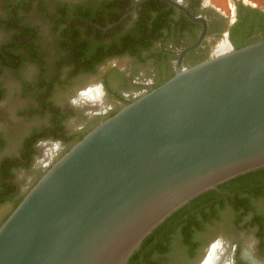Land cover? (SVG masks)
Masks as SVG:
<instances>
[{
  "label": "flooded vegetation",
  "instance_id": "1",
  "mask_svg": "<svg viewBox=\"0 0 264 264\" xmlns=\"http://www.w3.org/2000/svg\"><path fill=\"white\" fill-rule=\"evenodd\" d=\"M139 1L0 0V226L73 145L171 78L179 53L204 31L165 0L135 6ZM173 1L207 24L182 69L211 58L217 46L236 49L264 39V0H228L225 10L215 4L220 0ZM90 89L100 97H89ZM238 178L176 211L128 264H201L216 230L233 218L228 204L244 201L225 189ZM236 189L246 188L238 183ZM260 200L234 216L252 223L237 228L254 232L253 246L221 239L229 264H264Z\"/></svg>",
  "mask_w": 264,
  "mask_h": 264
},
{
  "label": "water",
  "instance_id": "2",
  "mask_svg": "<svg viewBox=\"0 0 264 264\" xmlns=\"http://www.w3.org/2000/svg\"><path fill=\"white\" fill-rule=\"evenodd\" d=\"M165 1L203 33L171 78L97 125L28 191L0 226V264H128L180 208L264 169V39L182 69L207 24Z\"/></svg>",
  "mask_w": 264,
  "mask_h": 264
},
{
  "label": "trees",
  "instance_id": "3",
  "mask_svg": "<svg viewBox=\"0 0 264 264\" xmlns=\"http://www.w3.org/2000/svg\"><path fill=\"white\" fill-rule=\"evenodd\" d=\"M234 181H236V184L229 185L225 189L229 190L232 193H234L233 199H240V200L244 199V201H243L242 204L241 203H238V204L236 203L234 205V208L231 206V204H228V206L231 208V210H232V212H233V214L235 216H237V215L239 216V214H240L239 211H241V215L243 216L250 209H252V207H250L252 205V204H250V200H253L255 197H258V199H261L262 201H264V169L258 170V172H256V173H251V174H248V175L240 176L238 179H236ZM238 183H240V185L244 184L246 189L244 191H241V189L240 190L236 189V185ZM242 192H244V193H242ZM178 214L176 212V214L174 216H176ZM218 214L221 215L220 211L218 212ZM174 216H172V218ZM172 218H170V219H172ZM241 221H242L241 217L237 218V225L243 227L244 226L243 225L244 222H241ZM251 225H252V223H248L246 226L250 227ZM161 228L162 227L156 229L155 232H154V235H155L156 232L160 231ZM152 235H149L150 238H151Z\"/></svg>",
  "mask_w": 264,
  "mask_h": 264
},
{
  "label": "rangeland",
  "instance_id": "4",
  "mask_svg": "<svg viewBox=\"0 0 264 264\" xmlns=\"http://www.w3.org/2000/svg\"><path fill=\"white\" fill-rule=\"evenodd\" d=\"M251 2H257V0H249ZM228 0H220L215 2V4L218 5V7L222 8V10H225L227 8ZM232 5L233 2L231 1ZM223 46H217L215 50V55L219 53L222 50ZM214 56V55H213ZM212 56V57H213ZM121 64H124L122 62ZM94 81V80H93ZM92 80H89L87 84H94ZM86 84V85H87ZM233 218L229 221V223L223 227H220L216 230L215 235L213 237V243L218 240H223L226 245L234 244V243H240L243 247H251L254 244V232L252 230H246V231H240L237 228V219H234L233 212L231 213ZM248 223H243V227H245ZM250 228V227H248Z\"/></svg>",
  "mask_w": 264,
  "mask_h": 264
},
{
  "label": "bare ground",
  "instance_id": "5",
  "mask_svg": "<svg viewBox=\"0 0 264 264\" xmlns=\"http://www.w3.org/2000/svg\"><path fill=\"white\" fill-rule=\"evenodd\" d=\"M229 47L227 45L223 46L222 50L220 52L226 51ZM88 95L91 98H99L100 94L96 89H90L88 91ZM208 255L205 257V259L201 262V264H229L228 261V249L224 247V244L222 241H216L214 242L209 249V252H207Z\"/></svg>",
  "mask_w": 264,
  "mask_h": 264
}]
</instances>
